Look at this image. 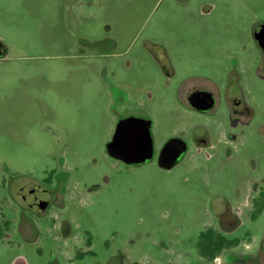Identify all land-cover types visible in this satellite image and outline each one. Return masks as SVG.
<instances>
[{
	"label": "rangeland",
	"instance_id": "rangeland-1",
	"mask_svg": "<svg viewBox=\"0 0 264 264\" xmlns=\"http://www.w3.org/2000/svg\"><path fill=\"white\" fill-rule=\"evenodd\" d=\"M261 29L264 0H0V264H210L209 225L253 233L214 264H264ZM130 116L151 121L139 164L107 148Z\"/></svg>",
	"mask_w": 264,
	"mask_h": 264
},
{
	"label": "water",
	"instance_id": "water-1",
	"mask_svg": "<svg viewBox=\"0 0 264 264\" xmlns=\"http://www.w3.org/2000/svg\"><path fill=\"white\" fill-rule=\"evenodd\" d=\"M263 37L261 48L264 53V29L259 38ZM205 104L202 109L214 105V98L208 92H202ZM196 96L198 93L195 94ZM151 121L139 117H126L119 121L115 135L107 144L109 154L128 164H139L150 160L154 154L153 141L150 133ZM186 151V144L179 138L169 140L163 147L159 162L164 167H171L180 160ZM46 204L41 203L44 208Z\"/></svg>",
	"mask_w": 264,
	"mask_h": 264
},
{
	"label": "trees",
	"instance_id": "trees-1",
	"mask_svg": "<svg viewBox=\"0 0 264 264\" xmlns=\"http://www.w3.org/2000/svg\"><path fill=\"white\" fill-rule=\"evenodd\" d=\"M50 175L45 179L46 182L51 181ZM264 214V190L253 197L249 217L251 221L259 219ZM253 240V233L247 231L243 236L229 237L223 234L215 226L205 227L198 235L195 242L197 256L210 264H214L215 260L223 253L229 250H235L243 245L251 243Z\"/></svg>",
	"mask_w": 264,
	"mask_h": 264
},
{
	"label": "flooded vegetation",
	"instance_id": "flooded-vegetation-1",
	"mask_svg": "<svg viewBox=\"0 0 264 264\" xmlns=\"http://www.w3.org/2000/svg\"><path fill=\"white\" fill-rule=\"evenodd\" d=\"M260 31L261 30H258L256 32L255 38H256L257 43L261 46V42L263 40V37L259 38ZM202 92H208L214 98V105L208 109H202L203 105L205 104ZM196 93H198L197 96L195 95ZM230 103H231V109H232V112L234 113V115H240V114L242 115L248 111L247 107H241V102L238 100H233ZM187 104L193 110L199 111L201 113H207V112L211 111L216 105V94L213 91H210L207 89L195 88L189 94H187Z\"/></svg>",
	"mask_w": 264,
	"mask_h": 264
}]
</instances>
